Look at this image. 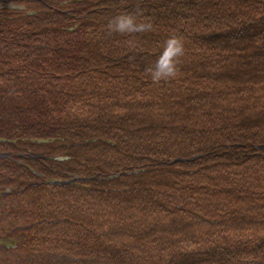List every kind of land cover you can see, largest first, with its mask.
<instances>
[{"label": "trees", "instance_id": "obj_1", "mask_svg": "<svg viewBox=\"0 0 264 264\" xmlns=\"http://www.w3.org/2000/svg\"><path fill=\"white\" fill-rule=\"evenodd\" d=\"M27 7L0 13V264H264V0Z\"/></svg>", "mask_w": 264, "mask_h": 264}, {"label": "clouds", "instance_id": "obj_2", "mask_svg": "<svg viewBox=\"0 0 264 264\" xmlns=\"http://www.w3.org/2000/svg\"><path fill=\"white\" fill-rule=\"evenodd\" d=\"M144 27L148 28L150 26L145 25ZM115 30L120 32L136 30L133 17H120ZM167 43L168 47L157 63V71L153 73V79L155 80H159L162 73L164 76H174L176 74V58L184 54V46L179 38L173 37Z\"/></svg>", "mask_w": 264, "mask_h": 264}, {"label": "rangeland", "instance_id": "obj_3", "mask_svg": "<svg viewBox=\"0 0 264 264\" xmlns=\"http://www.w3.org/2000/svg\"><path fill=\"white\" fill-rule=\"evenodd\" d=\"M28 0H0V13L4 14L5 12L9 13V15H13L12 13H30L29 8L27 7ZM7 153L0 154V156H7ZM194 157V156H193ZM175 161H183V159H176ZM47 182H59L58 179L55 178H45ZM9 189L4 191L3 193H8ZM3 243L10 245L11 243H15V240H2Z\"/></svg>", "mask_w": 264, "mask_h": 264}, {"label": "water", "instance_id": "obj_4", "mask_svg": "<svg viewBox=\"0 0 264 264\" xmlns=\"http://www.w3.org/2000/svg\"><path fill=\"white\" fill-rule=\"evenodd\" d=\"M196 157H197V156H196ZM193 159H195V157L190 158V160H193Z\"/></svg>", "mask_w": 264, "mask_h": 264}]
</instances>
